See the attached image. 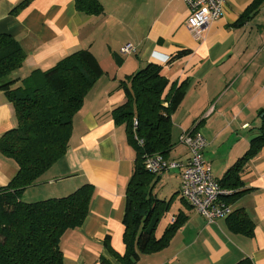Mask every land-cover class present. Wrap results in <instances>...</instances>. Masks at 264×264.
<instances>
[{
    "label": "crops",
    "instance_id": "obj_1",
    "mask_svg": "<svg viewBox=\"0 0 264 264\" xmlns=\"http://www.w3.org/2000/svg\"><path fill=\"white\" fill-rule=\"evenodd\" d=\"M20 1L0 0V34L13 36L26 54V61L8 77L16 81L10 89L33 70H49L80 50H89L103 71L72 119L64 159L45 172L44 187L27 188L20 199L34 203L60 198L91 185L88 216L60 240L63 264H121L108 249L121 257L125 252L124 194L135 152L124 126H117L111 116L125 102L120 81L156 64L169 83H185L184 98L171 116L176 145L167 159L185 163L180 135L199 133L205 141L203 158L213 177L221 179L247 151L260 125L257 113L264 109V0L250 11L254 0H224L221 16L206 27L201 40L187 29L188 8L181 0H98L103 13L87 17L75 10L74 0H31L11 15ZM125 44L133 47L126 55L120 52ZM184 51L188 54L167 63ZM15 127L12 105L0 89V135ZM179 147L183 151L175 154ZM246 164L241 181L247 192L233 209H242L254 223L251 238L232 234L226 218L207 223L188 205L170 218L166 213L161 217L154 232L158 240L177 214L186 221L164 250L140 255L136 264H236L244 258L264 264V147ZM16 171L0 155V186ZM180 179L178 171L179 186Z\"/></svg>",
    "mask_w": 264,
    "mask_h": 264
},
{
    "label": "trees",
    "instance_id": "obj_2",
    "mask_svg": "<svg viewBox=\"0 0 264 264\" xmlns=\"http://www.w3.org/2000/svg\"><path fill=\"white\" fill-rule=\"evenodd\" d=\"M30 1H20L10 14L17 15ZM262 1L254 0L248 10L256 9ZM101 6L98 0H74L75 10L86 17L101 15ZM186 54L188 51L178 52L167 63ZM94 57L89 50L74 52L49 70H33L20 85L10 89L16 81L8 77L26 61V54L13 36L0 34V89L12 105L16 120L15 128L0 135V155L17 168L6 186H0V264H63L59 247L63 234L78 229L88 216L94 194L89 184L60 198L34 203H25L20 198L27 188L41 182L45 172L64 159L72 119L94 82L103 75ZM119 85L125 102L111 116L117 126H124L135 158L124 194L125 252L121 257L108 250L121 264H136L140 255L164 250L186 221L185 215L177 214L159 240L156 239L155 228L168 212L171 199L164 201L154 195L160 175L143 169L146 157L158 155L167 159L176 145L171 140V116L184 98L185 83H169L161 75V66L148 64ZM257 114L260 125L247 151L221 179H216L219 190L226 192L219 196L220 203L231 210L225 219L227 228L232 234L246 238L253 236L254 223L242 209H233V205L247 192L241 181L246 163L264 147V109ZM101 263L109 264L104 260ZM236 264H252V261L244 258Z\"/></svg>",
    "mask_w": 264,
    "mask_h": 264
},
{
    "label": "built area",
    "instance_id": "obj_3",
    "mask_svg": "<svg viewBox=\"0 0 264 264\" xmlns=\"http://www.w3.org/2000/svg\"><path fill=\"white\" fill-rule=\"evenodd\" d=\"M188 8L186 26L192 36L201 40L203 31L216 21L223 12L224 0H181ZM133 51L131 45L121 49V54ZM134 126L136 122L133 123ZM179 144L187 152L185 163L172 161L162 156L146 157L143 169L152 175H161L170 171L180 172L179 195L207 223L226 218L231 210L220 203L219 196L226 192L219 190L217 180L203 158L205 141L199 133L186 132L180 135ZM174 218L171 219V223ZM103 264V263H99Z\"/></svg>",
    "mask_w": 264,
    "mask_h": 264
},
{
    "label": "rangeland",
    "instance_id": "obj_4",
    "mask_svg": "<svg viewBox=\"0 0 264 264\" xmlns=\"http://www.w3.org/2000/svg\"><path fill=\"white\" fill-rule=\"evenodd\" d=\"M253 135L249 136V139L252 138ZM183 148L179 147V151H177L175 154H178L179 152L183 151ZM223 155V149L219 152ZM210 156V155H209ZM178 179V171H168L163 174L162 180L156 184L154 187L155 189V196L160 200H169L171 199L170 206L168 209V212L166 213L168 215V218L171 217L172 214H175L178 212V208L184 210H187L188 204L181 200V197L179 194H176V190L179 186V180ZM46 185L45 183H39L36 186L38 187H44ZM32 189H38V188H32ZM29 191H39V190H29ZM33 193V192H28ZM174 196V197H173ZM173 197V198H172ZM38 200V199H34ZM40 201V200H39ZM37 201V202H39ZM164 219V217L162 218Z\"/></svg>",
    "mask_w": 264,
    "mask_h": 264
}]
</instances>
